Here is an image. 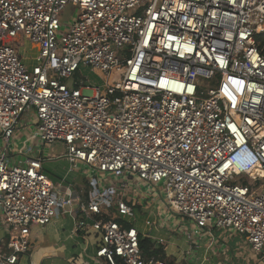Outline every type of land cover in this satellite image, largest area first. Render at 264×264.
Listing matches in <instances>:
<instances>
[{
  "label": "built area",
  "instance_id": "obj_1",
  "mask_svg": "<svg viewBox=\"0 0 264 264\" xmlns=\"http://www.w3.org/2000/svg\"><path fill=\"white\" fill-rule=\"evenodd\" d=\"M0 143V264H19L31 229L66 207L97 259L166 264L141 255L137 185L159 189L192 253L217 231L262 253L264 0H0ZM53 143L96 174L85 197L44 171Z\"/></svg>",
  "mask_w": 264,
  "mask_h": 264
},
{
  "label": "crops",
  "instance_id": "obj_2",
  "mask_svg": "<svg viewBox=\"0 0 264 264\" xmlns=\"http://www.w3.org/2000/svg\"><path fill=\"white\" fill-rule=\"evenodd\" d=\"M1 145L2 143H0V148ZM42 153L44 158L43 169L50 175L60 192L63 193L69 189L72 196L76 198L85 197L88 180L84 177V174H76V170L66 159L58 158L57 156L60 154H53L47 148L44 149V146L42 147ZM12 157L18 159L17 156ZM78 169H82L81 166H78ZM140 187L143 186L140 185ZM124 194L126 199L131 202V186L124 191ZM148 198L147 196L138 197L137 201L140 203ZM161 213L159 212L158 216L155 215L151 222H146L145 228L148 233L144 231L140 233L137 228L135 229L143 238H150L155 247L162 245L165 256H171L176 260L173 264H203L208 262L220 264V260L221 262L225 261L220 257L223 249L218 247L222 243H218L216 239H210L208 236L199 241L198 248L202 247L203 256L199 261L197 257V262H195L187 239L183 236L184 241H180V243L173 239L176 234L182 232L179 229L175 231L178 228L177 223L176 226L168 228L169 225L166 224L168 216L165 215V212ZM1 220L0 212V222ZM126 225L131 226V221H127ZM75 226L76 219L70 212L69 207H66L45 227H33L30 232L31 252L20 257L19 264H106L103 259H97L95 256L98 243L97 235L93 232L85 233L84 231L77 233L74 231ZM232 235L230 234V237ZM3 236L5 235L3 234ZM165 242H167V246L163 245Z\"/></svg>",
  "mask_w": 264,
  "mask_h": 264
},
{
  "label": "rangeland",
  "instance_id": "obj_3",
  "mask_svg": "<svg viewBox=\"0 0 264 264\" xmlns=\"http://www.w3.org/2000/svg\"><path fill=\"white\" fill-rule=\"evenodd\" d=\"M76 10L72 9L70 5H68L62 12L60 16V20L62 23V29L66 28L69 23H71L74 15H75ZM21 48H20V55L22 57V62L24 65L27 67L31 68L34 65V57L36 56V51L31 50V46L29 43L23 42L21 43ZM84 76L88 78L89 82L92 83L95 86H99L101 90H103V82L101 78L97 74H91L87 71L83 72ZM73 80H65V83L69 86L71 85ZM32 130H34V127L32 126ZM28 132V131H27ZM29 133V132H28ZM33 145H36V141H33ZM48 149L51 151V153L59 155L61 154L65 148L61 143H53V144H45L44 149ZM76 174L83 175L84 177L87 178V180L96 178V174L91 173L89 171H84V169H76ZM81 172V173H80ZM89 172V173H88ZM98 179V178H97ZM239 183L246 182L245 178H240ZM264 180H260L258 183L261 184L263 183ZM139 190L144 191V193H147L149 198L146 201H141L138 203L136 200V205L134 209V214L135 217L132 219V224L135 228L139 230L141 233L144 231L145 233H148V230L145 228L146 222H151L154 219V216H158L159 212H165L164 207L161 206V195L159 193L158 188H153V190L146 189L144 187H140V185L137 187ZM89 189V187L86 188V191ZM168 219L166 220V224L169 225L168 228L176 226V223L178 221L177 215L174 214H168L167 215ZM165 217V216H164ZM182 220V219H181ZM184 220V219H183ZM131 221V220H130ZM176 221V222H175ZM184 223V221H183ZM171 226V227H170ZM178 228H176L175 231H177ZM184 233V232H183ZM183 233L181 234H176L174 236V240L180 243V241H184L183 238ZM154 234V233H153ZM174 235V234H173ZM3 236L2 233H0V238ZM215 239L218 243L220 244L221 249H223L221 252V259H225V261L221 262L219 261L220 264H264V251L260 254L258 253H253L250 250V247L247 245L246 240L244 239V236L242 235H232L230 237V234H227L226 232H221L217 231L214 232ZM185 237V236H184ZM7 238V237H6ZM235 238V239H234ZM163 245L167 246V242H165ZM217 247V248H218ZM184 251V250H183ZM184 253V252H182ZM192 255L194 256L193 260L195 262L196 258L198 257V261L201 260L203 256V250L201 248H197L196 250H193ZM23 256V255H22ZM21 256V257H22ZM165 263L167 264H173L175 263V259L173 257H167L164 256L162 259ZM219 260V259H218ZM212 262L215 263L214 260L211 259Z\"/></svg>",
  "mask_w": 264,
  "mask_h": 264
},
{
  "label": "trees",
  "instance_id": "obj_4",
  "mask_svg": "<svg viewBox=\"0 0 264 264\" xmlns=\"http://www.w3.org/2000/svg\"><path fill=\"white\" fill-rule=\"evenodd\" d=\"M89 187L88 183H86V188ZM127 227H130V225H126ZM139 249L141 251V255L145 258L154 257L156 259L162 260L165 256V250L164 247L158 246L155 247L154 243L151 241L150 238H143L139 234Z\"/></svg>",
  "mask_w": 264,
  "mask_h": 264
},
{
  "label": "bare ground",
  "instance_id": "obj_5",
  "mask_svg": "<svg viewBox=\"0 0 264 264\" xmlns=\"http://www.w3.org/2000/svg\"><path fill=\"white\" fill-rule=\"evenodd\" d=\"M256 174H258V175H262V173H261V172H257Z\"/></svg>",
  "mask_w": 264,
  "mask_h": 264
}]
</instances>
